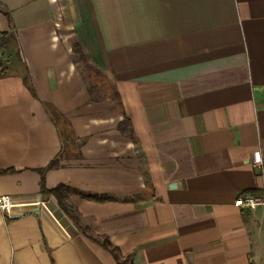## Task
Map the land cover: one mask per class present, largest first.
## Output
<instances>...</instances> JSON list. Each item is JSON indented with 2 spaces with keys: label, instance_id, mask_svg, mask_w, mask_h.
<instances>
[{
  "label": "crops",
  "instance_id": "1",
  "mask_svg": "<svg viewBox=\"0 0 264 264\" xmlns=\"http://www.w3.org/2000/svg\"><path fill=\"white\" fill-rule=\"evenodd\" d=\"M257 151L264 0H0V264H264Z\"/></svg>",
  "mask_w": 264,
  "mask_h": 264
},
{
  "label": "trees",
  "instance_id": "2",
  "mask_svg": "<svg viewBox=\"0 0 264 264\" xmlns=\"http://www.w3.org/2000/svg\"><path fill=\"white\" fill-rule=\"evenodd\" d=\"M5 14L7 15V17H10V14H9L8 11H5ZM73 49L75 51H77V52L78 51L81 52L82 56H87L86 53L83 51L82 46H81V44L79 42L76 41V42L73 43ZM88 67H89V70L91 71L90 72V81H91V83H90V86H89V92L91 94H93L94 89L99 85V82L96 80V78L100 77L101 79H103L105 81L106 85L111 89V91L113 93L112 97L117 99L116 104L117 105L121 104L119 93L115 89H113L111 87V85L108 83L105 73L101 69H99L95 65H93L92 63H89ZM105 97H110V96H105ZM51 111H52L53 119L56 122H58L59 119L62 117V115L58 111H56L54 108H52ZM124 124H126V125L129 124V119L126 118V117L123 118V121L120 124L121 127L124 126ZM125 128H126V126H125ZM60 156H62V153L59 154V157H56L55 159H53L47 165V167H45L43 169H40L41 173L44 174L45 170L59 165L60 164ZM10 170H12V169H4V170H2V172H7V171H10ZM42 189H43V191L45 193L52 194V195L56 196L58 201H59V203H60V205H61V207L71 216V218L77 224H79V218H78L75 210L73 209V207L70 204H68L65 201V197L67 196L68 192L70 190H72L71 187H69L67 185H64V184H61V185H58L57 187H54V188H51V189H47L45 187L44 177H43L42 178ZM81 195L83 197H85V198H95V199H104V198H106L105 195L90 194V193H81ZM102 243L106 247L110 248L111 251L116 252L117 249L115 247L111 246V243L109 242V240L107 238H104ZM129 258L130 257H126L123 260L118 259V263L117 264H128Z\"/></svg>",
  "mask_w": 264,
  "mask_h": 264
},
{
  "label": "built area",
  "instance_id": "3",
  "mask_svg": "<svg viewBox=\"0 0 264 264\" xmlns=\"http://www.w3.org/2000/svg\"><path fill=\"white\" fill-rule=\"evenodd\" d=\"M252 166L263 179L262 191L257 194L245 193L239 195L235 200V205L238 207H264V156L261 151H257L254 154ZM13 206L14 203L10 195L0 194V209L4 215H8Z\"/></svg>",
  "mask_w": 264,
  "mask_h": 264
},
{
  "label": "rangeland",
  "instance_id": "4",
  "mask_svg": "<svg viewBox=\"0 0 264 264\" xmlns=\"http://www.w3.org/2000/svg\"><path fill=\"white\" fill-rule=\"evenodd\" d=\"M71 39L73 40V42H76V38L74 36H71ZM75 40V41H74ZM75 59L77 60L78 62V68L84 73L85 77L88 79V84L90 86V70H89V63H91L88 59L87 56H82L81 55V52H77L75 51ZM96 80L99 82V85L94 89V92H93V97L96 98V99H100L102 100L103 98H105V96H110L111 101H114V103L116 104V101L117 99L113 98L112 95V91L111 89L106 85L105 81L103 79H101L100 77L99 78H96ZM117 106V104H116Z\"/></svg>",
  "mask_w": 264,
  "mask_h": 264
}]
</instances>
